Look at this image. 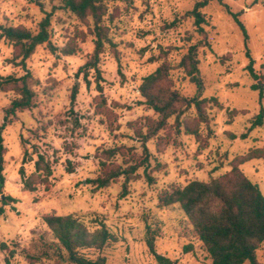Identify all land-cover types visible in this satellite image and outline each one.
Instances as JSON below:
<instances>
[{
  "label": "rangeland",
  "instance_id": "rangeland-1",
  "mask_svg": "<svg viewBox=\"0 0 264 264\" xmlns=\"http://www.w3.org/2000/svg\"><path fill=\"white\" fill-rule=\"evenodd\" d=\"M100 1L111 43H106L100 56L98 79L94 70L87 78L80 72L95 49L91 18L80 19L63 9L62 0H42L43 9L26 0H0V26L37 33L46 14H52L50 42L57 49L54 53L45 44L27 61L35 81L32 109L5 123V111L18 95L11 90L0 94V137L5 150L0 264H7V259L11 264H71L60 258L66 253L43 221L51 215H75L87 224L94 217L105 222L117 241L103 252L82 251L91 260L157 264L146 243L150 226L157 234L158 254L178 264H210L180 205L161 207L159 197L193 181L210 183L247 156L254 159L241 169L264 196V124L250 131L264 106L254 90L260 85L264 93V0H224L233 13H241L256 78L247 69L250 61L241 30L216 2L202 10L208 20L202 36L188 13L203 0ZM203 41L208 46L200 45L198 59L208 124L199 122L194 108L184 116L179 131L172 119L168 129L145 143L148 164L137 171L125 194L124 178L94 191L88 180L102 174L101 162L127 166L146 157L142 136L158 115L142 97L145 78L166 66L168 75L160 85L185 98L195 96L196 87L179 64L190 46ZM15 54L0 32V77L26 74L9 63ZM75 86L78 94L72 102ZM39 155L50 161L53 175L35 192H27L20 169L26 177L33 175ZM7 197L15 201H6ZM257 257L264 264V244Z\"/></svg>",
  "mask_w": 264,
  "mask_h": 264
},
{
  "label": "trees",
  "instance_id": "trees-1",
  "mask_svg": "<svg viewBox=\"0 0 264 264\" xmlns=\"http://www.w3.org/2000/svg\"><path fill=\"white\" fill-rule=\"evenodd\" d=\"M26 1L36 3L42 9L44 8L42 0ZM260 1L262 0H255L254 3ZM212 2L222 5L241 30L245 41L246 56L250 61L247 69L256 78L253 69L254 60L247 47L248 33L240 20L241 13H233L230 7L224 3V0H203L188 13V16L195 21L197 32L205 36V26L208 25V20L202 10ZM62 7L80 19L91 18L93 20L95 49L90 61L80 69V72H84V77L87 78L89 71L94 70L98 79H101L100 56L104 52L106 43H111L108 31L103 24L104 5L100 0H62ZM51 23L52 14L47 13L39 23L37 33L25 28L0 26L1 37L12 44L16 50L15 56L9 60V63L26 70V74L22 77L13 75L0 77V94L11 90L18 95L5 111V123L9 122L19 112L34 107L35 92L31 86L34 78L27 69V61L35 54L38 47L45 44L52 52H57V49L50 42ZM200 45L208 46L206 41L190 46L179 64L190 82L195 85V96L185 98L177 91L160 85L168 75L166 66L159 67L153 74L145 78L140 87L142 97L150 109L158 115V119L149 125L146 135L142 136L146 157L143 162L127 166L108 165L106 162H101L102 174L95 179L88 180V184L94 187V191L108 188L112 183L124 178L125 194L130 181L138 177L137 171L148 164L150 154L145 143L168 129L172 119H174V127L179 131L184 124V116L194 108L199 122L208 124L204 110L206 99L203 98L205 85L199 69ZM62 53L65 55L72 54L70 50H62ZM98 87L100 89V85ZM254 90L259 92V100L262 102L264 99L262 87L255 85ZM77 94L78 88L75 86L72 102H75ZM263 124L264 106L261 107L259 114L252 121L250 131L262 127ZM4 151L3 139L0 137V188H3L5 181L3 175ZM27 156L28 153L25 154L24 162H27ZM252 159L254 157H241L231 165V170L228 173L210 183L193 181L183 189L172 188L170 191L163 192L159 197L161 207L180 205L207 252L211 261L210 264H260L257 252L264 244V196L259 186L254 184L241 169L242 164ZM20 175L23 179L24 190L33 193L39 184L46 183L52 177L53 167L44 155H39L35 162L34 174L26 177L22 167ZM147 180L149 183L153 182L150 176H147ZM6 201L15 200L7 197ZM43 221L58 241L61 250L66 253V255L59 254L60 258L71 264H106L105 258L91 260L82 251L103 252L117 241L116 236L99 217H94L90 224L75 215H51L46 216ZM156 241V232L148 226L146 243L157 264H178L176 261L157 253ZM2 247L6 246L3 244ZM12 256L13 253H11ZM6 263L11 264L9 259L6 260Z\"/></svg>",
  "mask_w": 264,
  "mask_h": 264
}]
</instances>
